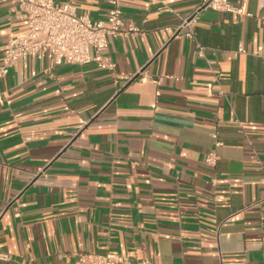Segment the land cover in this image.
I'll return each mask as SVG.
<instances>
[{
	"label": "crops",
	"instance_id": "obj_1",
	"mask_svg": "<svg viewBox=\"0 0 264 264\" xmlns=\"http://www.w3.org/2000/svg\"><path fill=\"white\" fill-rule=\"evenodd\" d=\"M57 1L97 22L113 0ZM116 1L138 32L113 70L45 52L0 77V264H264V0L204 11L195 40L176 31L201 0ZM26 29L0 0V65Z\"/></svg>",
	"mask_w": 264,
	"mask_h": 264
},
{
	"label": "built area",
	"instance_id": "obj_2",
	"mask_svg": "<svg viewBox=\"0 0 264 264\" xmlns=\"http://www.w3.org/2000/svg\"><path fill=\"white\" fill-rule=\"evenodd\" d=\"M112 8L106 20L94 22L87 15L77 13L71 1L19 0L25 14L26 31L12 36L3 53L0 77H5L17 61H26L41 53L51 55L54 67L61 65L85 66L96 64L113 70L114 63L105 52L113 38L135 34L138 29L125 27L123 14L118 2H111ZM206 10L247 16L246 4L234 6L231 0H201L198 7L185 17L178 26L177 36L195 40L194 25ZM204 47L198 54L204 55ZM239 52L246 53L240 46ZM216 147L223 145L214 134ZM219 156L212 150L205 157L209 168H216ZM214 183L216 180L213 181ZM75 264H153L149 258L129 260L112 252L106 254L82 253Z\"/></svg>",
	"mask_w": 264,
	"mask_h": 264
}]
</instances>
